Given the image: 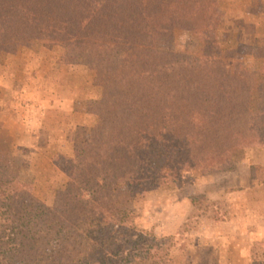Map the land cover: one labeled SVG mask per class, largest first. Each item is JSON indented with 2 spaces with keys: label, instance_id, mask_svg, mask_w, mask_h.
<instances>
[{
  "label": "trees",
  "instance_id": "16d2710c",
  "mask_svg": "<svg viewBox=\"0 0 264 264\" xmlns=\"http://www.w3.org/2000/svg\"><path fill=\"white\" fill-rule=\"evenodd\" d=\"M219 2L0 0V49L41 33L63 58L104 75L92 140L54 157L66 179L51 206L32 205L19 165L0 148V264H184L128 234L145 180L169 166L180 185L183 171L212 173L236 149L264 147V110L252 112L263 80L222 66L212 49ZM177 27L192 50L168 44Z\"/></svg>",
  "mask_w": 264,
  "mask_h": 264
},
{
  "label": "rangeland",
  "instance_id": "374dc122",
  "mask_svg": "<svg viewBox=\"0 0 264 264\" xmlns=\"http://www.w3.org/2000/svg\"><path fill=\"white\" fill-rule=\"evenodd\" d=\"M217 13L212 49L219 63H238L264 82V56L259 55L264 0H220ZM43 41L34 33L29 43L0 49V148L19 165L32 205L51 206L66 179L54 157L71 156L74 144L92 140L100 124L104 75L66 60L60 45ZM167 42L179 51L194 48L190 32L181 27ZM261 110L264 91L252 103L254 114ZM258 148L264 147L236 149L212 173L183 171L180 185L169 166L150 176L126 217L131 239L148 240L157 253L184 264H261L264 184L258 177L264 172L250 168H264L257 163L264 160ZM191 196H197L194 202Z\"/></svg>",
  "mask_w": 264,
  "mask_h": 264
},
{
  "label": "crops",
  "instance_id": "0c3cea01",
  "mask_svg": "<svg viewBox=\"0 0 264 264\" xmlns=\"http://www.w3.org/2000/svg\"><path fill=\"white\" fill-rule=\"evenodd\" d=\"M258 153H261L262 156H263V155H264V154H263V153H264V148H258ZM257 163L264 165V160L260 159L259 162H257ZM223 176H224V175H223ZM223 176H222V177H219V178H221V179L224 180V177H223Z\"/></svg>",
  "mask_w": 264,
  "mask_h": 264
}]
</instances>
